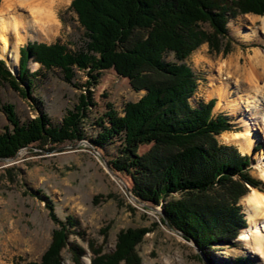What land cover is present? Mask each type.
<instances>
[{
	"label": "trees",
	"instance_id": "trees-1",
	"mask_svg": "<svg viewBox=\"0 0 264 264\" xmlns=\"http://www.w3.org/2000/svg\"><path fill=\"white\" fill-rule=\"evenodd\" d=\"M69 8L84 29L82 46L68 51L59 41L28 42L18 51V76L0 59V80L29 97L33 72L26 65L31 59L45 69H61L66 81L76 67L86 71L91 84L97 83L101 71L112 69L133 90H143L137 101L125 103L122 115L108 104L97 121L100 131L90 139L92 148L100 150L118 140V152L105 161L110 170L126 176L127 190L137 201L160 205V221L191 239L201 253L216 243L230 244L246 227L239 200L261 182L250 174L249 156L215 139L230 127L226 118L211 113L214 101L189 103L197 83L184 60L203 43L211 51L226 53L228 49L219 46L227 39L228 20L251 12L263 15L264 0H70ZM89 94L81 96L58 125L44 113L20 123L14 106L3 105L11 127L0 132V158L32 144L84 138ZM47 207L53 209L50 200ZM51 217L59 227L51 245L39 262L26 264H60L61 239L74 232L71 226L77 221L68 216L63 222L53 213ZM146 231L121 230L110 254L101 253L90 240V264L134 261V246ZM76 250L78 257L82 250ZM246 262L238 258L228 264Z\"/></svg>",
	"mask_w": 264,
	"mask_h": 264
},
{
	"label": "rangeland",
	"instance_id": "rangeland-1",
	"mask_svg": "<svg viewBox=\"0 0 264 264\" xmlns=\"http://www.w3.org/2000/svg\"><path fill=\"white\" fill-rule=\"evenodd\" d=\"M69 5L55 10L58 20L55 35L49 39H28L19 44L18 51L28 42L37 41L46 44L59 41L68 51L81 47L85 40L84 29ZM251 14H240L228 20L233 26L226 24L227 39L220 40L219 46L220 50L227 48L226 53L211 51L208 44L203 43L184 60L197 83L195 92L188 98L191 106L211 99L214 101L213 116L221 115L227 119L230 130L216 136L219 144H226L221 139L222 134L246 129L238 119L243 116L242 110L234 111L232 105L226 109L216 108L214 86L222 84V77L217 73L221 64H230L229 61H232L231 66L227 64L230 68L224 67L222 72L224 75L230 71L228 74L232 76L225 81L230 91H233L228 99L231 104L238 99V93L234 91L245 89L249 84L239 73L244 66H248L247 60L254 51L259 54L256 62L260 61L254 79L264 85L261 68L264 67V14H252L256 16L254 20L250 18ZM234 27L242 31L254 30L258 39L248 42L238 40ZM205 28L209 30L208 26ZM0 59L4 65L7 64L5 59ZM28 62L26 66L29 72H33L29 78L32 86L29 97H23L10 84L0 80V132L11 127L2 109L5 104L14 106L20 123L44 113L56 125L88 92L91 104L85 107L88 110L83 120L84 138L81 140L46 143L42 146L32 144L19 148L12 157L0 158V264L39 262L43 251L52 243L53 232L59 228L51 217L52 213L63 222L68 216L77 221L71 226L74 232L61 239L64 244L57 252L60 264H90V240L101 253L110 254L116 247L119 232L136 228H145L147 231L134 246L135 264H209L208 260L214 264H228L238 258H246L248 264H264L260 256L252 253V247L237 239L242 228L230 244L216 243L205 254L198 251L194 243L160 221L158 216L163 214L160 205L151 206L137 201L127 190L126 176L108 170L105 161L118 152V140H111L100 150L92 148L90 139L100 131L97 121L107 110L108 104L122 115L125 103L137 101L143 90H133L129 81L112 69L101 71L96 78L97 83L91 84L86 71L77 67L73 69L71 79L66 81L61 69H45L40 64L32 67ZM18 64L17 73H12L15 76L19 73ZM6 67L10 71L8 65ZM236 67L240 71H236ZM224 76H227L226 73ZM254 132L258 139L249 152H241L234 144L226 145H232L240 154L249 156L250 174L260 180L258 189L264 192V158L258 154L264 151V134L258 129ZM248 193L239 200L246 226L249 218L244 198ZM45 196L52 203V210L47 207ZM76 249L82 250L78 257L74 253ZM117 264H125V261L120 260Z\"/></svg>",
	"mask_w": 264,
	"mask_h": 264
},
{
	"label": "bare ground",
	"instance_id": "bare-ground-1",
	"mask_svg": "<svg viewBox=\"0 0 264 264\" xmlns=\"http://www.w3.org/2000/svg\"><path fill=\"white\" fill-rule=\"evenodd\" d=\"M69 3V0H1L0 58L5 59L6 65L13 73H17L18 70L19 53L17 51L19 44L28 39H49L55 35L56 26H58V20L54 14L55 10ZM250 18L254 20L256 16L251 14ZM232 26V22L229 23V27ZM234 29L236 30V37L240 41L248 42L258 39L254 30L242 31L235 27ZM257 52L254 51L249 56L248 66H244L242 72L239 73L249 84L245 86V89L234 91L238 93V99L233 104L228 101L233 91H230L231 88L229 89L228 84L225 83L232 76L228 74L230 71L225 72L227 76L222 73L225 70L224 67L227 69L232 65V61H229L230 64L225 62L218 68L217 73L219 77H222V84L214 86L216 108L226 109L232 105L234 111L242 110L243 116L238 119L246 129L230 134L224 133L221 139L226 144L236 145L243 153L251 151L257 143L258 136L254 130L258 129L264 134V85L254 79V74H257L260 64V59L259 62H256L259 55ZM28 64L32 67L38 65L32 60ZM261 68L262 73H264V67ZM236 71H240V69L236 67ZM258 154L260 158H264L263 150ZM244 207L248 211L249 222L246 227L238 232L237 239L243 241L248 247H252V253L260 256V260L264 263V192L258 188H251L248 196L244 198Z\"/></svg>",
	"mask_w": 264,
	"mask_h": 264
},
{
	"label": "water",
	"instance_id": "water-1",
	"mask_svg": "<svg viewBox=\"0 0 264 264\" xmlns=\"http://www.w3.org/2000/svg\"><path fill=\"white\" fill-rule=\"evenodd\" d=\"M10 72L11 73H13L11 70H10ZM106 166H107V168H108V170H110V168H109V166L106 164ZM188 240H190L192 243H194L191 239H188ZM194 246H195V248L198 250V248H197V246L195 245V243L193 244ZM199 251V250H198Z\"/></svg>",
	"mask_w": 264,
	"mask_h": 264
}]
</instances>
